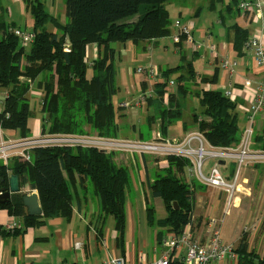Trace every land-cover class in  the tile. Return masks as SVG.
<instances>
[{"label":"trees","instance_id":"trees-1","mask_svg":"<svg viewBox=\"0 0 264 264\" xmlns=\"http://www.w3.org/2000/svg\"><path fill=\"white\" fill-rule=\"evenodd\" d=\"M169 1L66 0L68 21L62 23L49 14L41 2L29 0L27 7L35 20L34 40L25 45L12 31L14 27L0 21V88L8 91L5 110L0 113V127L17 131L22 139L30 138L28 123L33 118L30 96L34 88L42 91L43 134L117 138L119 125L113 98L119 87L115 50L111 43L131 41L139 44L170 37L173 22L166 8ZM50 24L55 32L50 30ZM231 31L234 50L242 55L249 32L237 25L232 26ZM181 40L178 47L186 37L181 36ZM91 44H96L102 52L90 64L87 47ZM88 70H92V77L88 78ZM161 73L166 82L177 74L174 80L176 94H171L166 106L163 97L167 84L156 85L155 96L147 103L151 113L146 128L139 133L141 140H149L157 124L167 136L168 127L183 116V101L197 86L195 95L202 110L201 113L193 112L192 126L213 146L230 148L239 145L242 130L238 102L228 99L222 91L204 89L207 83L218 81L219 72L211 78L202 76L198 83L194 64L187 63L181 55L177 68ZM255 147L264 150V135L256 136ZM116 156L96 149L38 147L31 151L29 162L18 158L11 159L8 165L0 162V193L9 190L10 176H17L21 188L29 186L38 192L42 215L32 217L28 214L23 203L24 193L13 194L10 199L0 202V211L6 210L11 216L20 218L25 229L41 225L49 218H69L74 202L71 182L74 175H78L93 187L105 216L114 217L116 231L123 238L131 175L127 166L116 163ZM165 161L168 166L149 182L152 199H162L167 210V217L158 221L159 227L167 228L162 236L183 232L193 216L192 187L194 190L203 188L184 180L189 165L187 160L170 156ZM144 163L146 166V157ZM232 168L235 172V165ZM236 252L239 256L237 264H264V259L248 251L245 234Z\"/></svg>","mask_w":264,"mask_h":264},{"label":"crops","instance_id":"crops-1","mask_svg":"<svg viewBox=\"0 0 264 264\" xmlns=\"http://www.w3.org/2000/svg\"><path fill=\"white\" fill-rule=\"evenodd\" d=\"M27 1L29 2V0H0V21L14 27L15 29L12 28L13 30L19 29L33 32L35 20L27 7ZM38 1L44 5L45 10L49 14L57 19L60 20L63 16L67 18L66 0ZM244 1L251 0H235L237 7L234 9L231 5H226L225 0H209L208 12L195 11L188 18L189 20H185L182 15L172 19L171 13L167 9L173 22L170 37L176 45L179 61L172 58L165 60L162 54L160 55L161 52H164L159 50L160 39L140 42L139 45H143L146 61L133 71H129V75L134 79L137 74L136 70L149 64L156 65L160 72L167 69H175L180 65L181 55L185 56L187 63L192 62L194 64L197 78L199 77L198 83L202 76L211 78L215 73L219 72L218 81L216 83H207L204 89L224 92L231 88L234 91L236 101L244 108V114L241 119V122L245 123L242 129L243 133L248 125L249 107L259 85L264 79V68L257 65L253 56L244 54V51L242 55H239L233 47L234 35L231 27L234 25L248 30L249 38L258 37L261 33L264 38V11L260 19L254 18L249 13H243L239 9V5ZM214 12L218 14L222 12L219 15V19H217L216 25L212 23V14ZM177 20H180L184 26L193 23L194 27L191 31V36L195 41L194 43L184 40L181 46L178 47L179 43L174 41V36L177 33L174 24ZM49 28L54 32L56 31L51 24ZM208 37H210L216 51L214 58L207 49V43L210 42ZM197 43L203 46L199 48ZM28 48L29 46L26 47V49ZM156 51H158V54ZM101 52L102 49L96 44L89 45L87 47V61L91 64L101 55ZM125 53L128 54L126 50ZM91 55H93V60L90 62ZM158 55L160 56L156 57ZM222 56H227L231 61L238 62L235 74L222 70ZM165 61L167 65L169 64L168 68H164L163 63ZM140 76L141 79L138 85L135 83L130 84L127 91V102L121 103L122 108H127L137 115V123L132 124L130 128L134 129L137 135L135 139L138 140H141L139 133L146 128L147 117L151 113V109L147 105L148 102L140 108H133L135 99L151 89L156 91L155 87L157 84L166 85L169 82L163 79L157 83L150 79L147 74ZM174 80L175 77L171 78V81ZM22 81L29 82L27 79ZM176 88L171 92L172 95L176 94ZM198 89L199 87L194 86L183 101V116L181 120L170 125L181 123L182 127L177 134L178 136H165L160 124H157L151 131V138L142 141H150L155 132H160L167 139H183L189 132L198 131L192 126L193 112L201 113L202 110L196 111L194 104L196 100L199 104V100L195 95ZM7 95L8 91L0 88V113L5 110ZM41 95L42 91L40 90L33 88L31 91L30 99L33 118L28 123L31 130L30 138L46 135L42 133L41 129ZM192 98L194 106L191 109V114L188 115L185 105H187V100ZM125 104H128V107H125ZM139 110H143L144 116H142L143 112L140 113ZM155 127H158L159 130H154ZM169 127L167 132H169ZM260 135H264V111L256 118L253 150H261L255 147V138ZM21 139L17 131L3 130L0 127V142H14ZM144 157L147 159L146 166ZM165 159L150 155L141 158L131 157V159L126 156L124 160L115 158L118 165L122 164L130 169L131 175V189L127 192L126 199L127 225L123 238L116 231L114 217L105 216L100 198L93 187L89 182L82 181L78 175H74V181L71 182L74 202L72 214L69 218H49L41 225L25 229L22 220L17 217L16 220L21 222V228L14 232H9L5 229V226L11 223L16 216H11L6 210L0 211V264H101L111 257L122 258L127 264L153 263L161 257L163 251L161 243L168 234L166 233L162 236L167 231V228L158 226V221L167 217V210L162 199V203L159 199H152L149 182H153L155 174L168 166ZM215 164V161H207L205 173L208 174ZM218 165L223 175L227 179L232 180L235 174L232 166L235 164L228 161H219ZM190 166L191 163L189 162L183 175L184 180L189 181L191 185L195 182L199 186H203L200 190H194V187H192L194 191V211L192 216L194 235L205 241L215 231H219L222 240L228 245H233L237 250L239 242L245 234L248 251L254 252L261 259H264V167H258L264 166V164L247 166L241 171L238 181L240 192L235 194V206L229 209V214H225V193L202 185L189 174ZM141 171L143 175H141ZM151 174L152 176H150ZM21 190V193L26 195L38 194L36 190H31L29 186L22 187ZM235 211L238 212L234 213ZM213 219L218 221L217 224L213 225L211 223ZM237 263L228 258L220 264Z\"/></svg>","mask_w":264,"mask_h":264},{"label":"built area","instance_id":"built-area-1","mask_svg":"<svg viewBox=\"0 0 264 264\" xmlns=\"http://www.w3.org/2000/svg\"><path fill=\"white\" fill-rule=\"evenodd\" d=\"M239 9L243 13H249L256 19L263 16L264 0H251L241 2ZM177 30L174 41L180 43L181 36H185L189 43H194L191 31L193 23L184 26L180 20L174 24ZM23 45L32 43L34 40L33 32L13 30ZM210 42L207 43V49L214 58L215 48ZM203 45L197 43V47ZM68 51V49H66ZM244 54L252 55L259 67L264 68V38L261 33L258 37L249 38L243 48ZM221 68L224 72L235 74L238 68L237 61H231L227 56L221 57ZM137 73L147 74L154 82L163 80L160 69L153 64L140 67ZM25 78H21L24 80ZM251 86V85H250ZM176 88L174 81H169L165 87L163 102L169 105L171 92ZM224 95L231 100L235 99L234 91L229 88L224 91ZM155 90L151 89L142 93L135 99L133 108H140L146 104L149 99L154 98ZM128 107V104H125ZM264 111V79L259 85L254 99L249 107L248 125L244 129L241 141L238 146L232 148H216L210 145L204 135L199 131L189 132L183 139H167L160 132H155L150 141L138 139H112L101 137L99 135H39L31 138L21 139L14 142H0V162L8 165L13 158L29 162L31 160V151L38 147H69L96 149L106 153H122L132 157L155 156L167 158L170 156L186 159L191 163L189 174L196 178L202 185L214 188L225 193V214H229V209L235 206V194L240 192L239 177L241 171L247 166L264 164V150H253V138L255 135L256 118ZM207 161H215L216 164L205 173V164ZM219 161H228L234 163L236 167L232 180L227 179L220 171ZM3 192L0 193L2 195ZM13 218L12 222L5 226L9 232H14L21 228V222ZM213 219L211 223L217 224ZM162 255L151 264H220L226 259H231L237 263L238 255L233 245L226 244L219 231L205 241L200 240L194 235L191 222L186 225L181 234L168 233L162 240ZM101 264H127L119 257H111Z\"/></svg>","mask_w":264,"mask_h":264},{"label":"rangeland","instance_id":"rangeland-1","mask_svg":"<svg viewBox=\"0 0 264 264\" xmlns=\"http://www.w3.org/2000/svg\"><path fill=\"white\" fill-rule=\"evenodd\" d=\"M226 5H231L234 9L237 7L235 0H225ZM209 0H170L169 2L166 3V8L170 11L171 13V18L174 19L176 16H183L185 20H189L195 12V11H200V12H208V7H209ZM215 4V2H214ZM227 8V7H225ZM222 12L218 13H213V19L212 23L214 25L217 24V19H219V15H221ZM68 21L65 16H63L60 19V22L66 23ZM210 28V26H209ZM212 28V26H211ZM160 45H159V50L164 51L161 52L160 55L162 54L163 58L165 60L172 58L176 59L179 61V55L177 54V48L176 45L174 44L173 40L171 37H166L160 39ZM126 44V45H125ZM125 45V47H124ZM143 45L135 44L131 41H128L126 43H120V42H113L111 43V47L115 50V69H116V83L118 87L120 88L118 93L114 96L113 98V103L115 105L116 111H117V123L119 125V132H118V139H135V136L137 138L136 132L134 129H131L130 126L132 124L137 123V115L132 113L129 109L127 108H122L121 103L127 102V91L129 89V86L131 83H135L136 85L139 84L140 79L142 74L140 75H135L134 79L129 75V71H133L136 69L139 65L144 64L146 61L145 57V52L142 48ZM125 50L127 51L128 54L125 53ZM158 54V51H156ZM160 55L156 56L159 57ZM89 58V57H88ZM90 62L93 60V55L90 57ZM180 64V63H179ZM164 68H168L167 63H163ZM88 78L92 77V70L87 71ZM177 74H174L173 77H176ZM131 79V81H130ZM186 102L187 105H185L187 114H191V109L193 108L194 104L196 106V111L200 110L201 107L199 106L197 100L193 104V98L190 100H187ZM140 113L143 112V110H139ZM237 112L240 118V129L242 130L245 125V123L241 122L242 115L244 114V108L238 103L237 107ZM144 116V112L142 114ZM181 123H176L173 126L169 127V132H167V136L169 137H174L178 136L177 134L181 131ZM154 130H159L158 127H155ZM91 135V134H90ZM115 139V138H112ZM117 156L116 158L124 160L125 157H131L129 155H126L127 152H122V153H114ZM133 158V157H132ZM129 160V159H128ZM141 175H143V172L141 171ZM152 176V174L150 175ZM259 186V185H257ZM159 201L162 200L159 199ZM238 211H235L234 213H237Z\"/></svg>","mask_w":264,"mask_h":264},{"label":"water","instance_id":"water-1","mask_svg":"<svg viewBox=\"0 0 264 264\" xmlns=\"http://www.w3.org/2000/svg\"><path fill=\"white\" fill-rule=\"evenodd\" d=\"M9 190L4 191L0 196V202H4L11 198L13 194L21 193V186L19 178L15 175H11L9 179ZM24 206L26 207L28 214L32 217L41 216L42 209L40 204L39 195L37 193H33L31 195H26L23 199Z\"/></svg>","mask_w":264,"mask_h":264}]
</instances>
